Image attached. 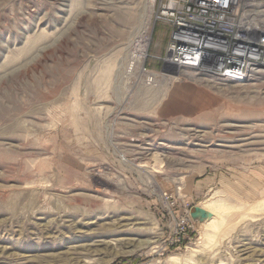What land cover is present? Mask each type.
Instances as JSON below:
<instances>
[{"label": "rangeland", "instance_id": "rangeland-1", "mask_svg": "<svg viewBox=\"0 0 264 264\" xmlns=\"http://www.w3.org/2000/svg\"><path fill=\"white\" fill-rule=\"evenodd\" d=\"M155 10L0 0V264H264V78L169 76Z\"/></svg>", "mask_w": 264, "mask_h": 264}, {"label": "built area", "instance_id": "built-area-1", "mask_svg": "<svg viewBox=\"0 0 264 264\" xmlns=\"http://www.w3.org/2000/svg\"><path fill=\"white\" fill-rule=\"evenodd\" d=\"M149 1L169 27L160 57L169 76L217 88L264 78V0ZM205 38L213 47H202Z\"/></svg>", "mask_w": 264, "mask_h": 264}, {"label": "bare ground", "instance_id": "bare-ground-1", "mask_svg": "<svg viewBox=\"0 0 264 264\" xmlns=\"http://www.w3.org/2000/svg\"><path fill=\"white\" fill-rule=\"evenodd\" d=\"M137 41V40H136ZM202 47H213V46H211V44L213 45V43H211V41H209V39H207V38H205V39H203L202 40ZM217 45V44H216ZM146 47H147V39L145 38L143 41L141 40V42H140V44H139V48H138V52H139V54H137L140 58L141 57H144L145 56V54H146ZM134 55V54H133ZM135 56V55H134ZM133 56V57H134ZM135 59H136V57H135ZM139 62H141V61H139ZM133 63V62H132ZM134 64V63H133ZM131 65V64H130ZM132 66V65H131ZM130 66V67H131ZM129 67V68H130ZM149 79V78H148ZM212 206V205H211ZM214 206H212V207H210V206H208V205H206V208L203 206L202 208H201V210L203 211V213L205 214V216L207 215V213H208V218L206 219V229H209V228H211V229H215V226L213 225V223H210V221H211V216L209 215L210 214V211H211V209L213 208ZM209 221V222H208ZM213 231V230H212ZM171 258H176V257H171Z\"/></svg>", "mask_w": 264, "mask_h": 264}, {"label": "water", "instance_id": "water-1", "mask_svg": "<svg viewBox=\"0 0 264 264\" xmlns=\"http://www.w3.org/2000/svg\"><path fill=\"white\" fill-rule=\"evenodd\" d=\"M198 211H199L200 213H199ZM198 213L201 214L202 216H205V214L203 213V211L201 210V208L195 206V207H194V211L192 212V216H193V217H196V216H198V215H197Z\"/></svg>", "mask_w": 264, "mask_h": 264}]
</instances>
